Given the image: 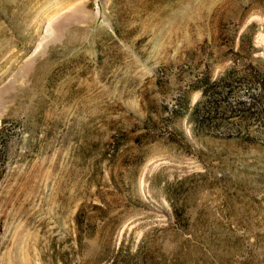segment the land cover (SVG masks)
Wrapping results in <instances>:
<instances>
[{
	"label": "rangeland",
	"instance_id": "rangeland-1",
	"mask_svg": "<svg viewBox=\"0 0 264 264\" xmlns=\"http://www.w3.org/2000/svg\"><path fill=\"white\" fill-rule=\"evenodd\" d=\"M0 264H264V0H0Z\"/></svg>",
	"mask_w": 264,
	"mask_h": 264
}]
</instances>
